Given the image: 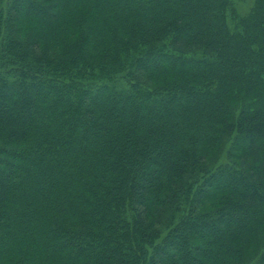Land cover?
Returning <instances> with one entry per match:
<instances>
[{"label": "trees", "instance_id": "16d2710c", "mask_svg": "<svg viewBox=\"0 0 264 264\" xmlns=\"http://www.w3.org/2000/svg\"><path fill=\"white\" fill-rule=\"evenodd\" d=\"M0 264H264V0H0Z\"/></svg>", "mask_w": 264, "mask_h": 264}, {"label": "rangeland", "instance_id": "374dc122", "mask_svg": "<svg viewBox=\"0 0 264 264\" xmlns=\"http://www.w3.org/2000/svg\"><path fill=\"white\" fill-rule=\"evenodd\" d=\"M241 9L246 10L247 6H249L253 0H239Z\"/></svg>", "mask_w": 264, "mask_h": 264}]
</instances>
